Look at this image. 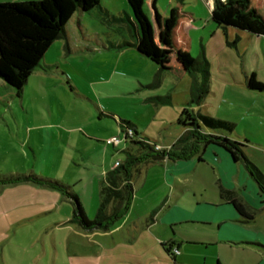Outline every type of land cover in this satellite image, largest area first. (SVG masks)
<instances>
[{"label":"rangeland","instance_id":"rangeland-1","mask_svg":"<svg viewBox=\"0 0 264 264\" xmlns=\"http://www.w3.org/2000/svg\"><path fill=\"white\" fill-rule=\"evenodd\" d=\"M19 1L27 0L0 3ZM249 2L264 16V0ZM127 17L138 20L143 47L117 46L133 41ZM247 17L237 4L216 9L214 0H88L66 24L65 36L51 42L19 95L0 79V175L20 176L0 183V264H74L68 245L76 230L71 223L59 225L71 218L72 204L51 181L70 186L93 218L104 173L124 157L119 119L162 145L178 135L177 118L191 85L184 54H202L209 62V93L192 108L236 121L231 137L246 145V157L264 174V92L245 84L252 72L264 84V32ZM236 36L235 46L226 43ZM165 96L170 103L156 99ZM238 166V181L252 197L256 182L244 162ZM218 167L197 164L170 189L163 176L151 182L159 174L150 166L145 185L144 175L135 178L134 209L107 231L129 214L142 222L147 240L138 245L151 258L169 249L160 237L175 241L179 249L170 250L195 264L264 261V209L245 226L241 244L222 241L216 226L171 228L156 221L161 205L176 206L189 218L203 213L205 204L219 203Z\"/></svg>","mask_w":264,"mask_h":264},{"label":"trees","instance_id":"trees-1","mask_svg":"<svg viewBox=\"0 0 264 264\" xmlns=\"http://www.w3.org/2000/svg\"><path fill=\"white\" fill-rule=\"evenodd\" d=\"M87 4L88 0H27L0 3V79L19 95L30 74L40 66L43 54L51 42L65 36V27L72 15L76 11L85 10ZM234 4L243 9L259 32H264V16L250 5L249 0H214L218 10L220 7ZM127 19L133 26H129L130 23L127 25L133 41H124L117 46L143 47L145 40L138 20L129 17ZM238 41L239 37L236 36L232 42L226 43L235 46ZM149 53L157 56L156 51ZM183 56L191 85L187 106L182 108L176 122L182 130L181 134L169 148H159L156 143L138 133L131 122L119 119L123 132L122 142L125 145L121 150L124 157L104 173L99 191V205L93 218L87 217L77 194L68 191L70 186L51 181L53 185L65 191L72 204L69 223L83 230H109L129 210L133 197L132 179L143 166L164 159L196 158L202 161L205 155H213V150L223 153L233 163L244 162L258 190L264 194V174L246 157V145L231 137L236 123L192 108L200 107L209 93L208 60L202 54L197 58H191L187 54ZM245 82L249 90L264 92V84L257 80L254 72L245 75ZM156 99L163 103L171 101L170 96ZM127 129L131 130V134L125 132ZM19 178L20 176L0 175V183ZM222 191L220 190L221 195ZM230 203L246 219L249 218L239 201L231 199ZM168 246L170 250L173 244Z\"/></svg>","mask_w":264,"mask_h":264},{"label":"crops","instance_id":"crops-1","mask_svg":"<svg viewBox=\"0 0 264 264\" xmlns=\"http://www.w3.org/2000/svg\"><path fill=\"white\" fill-rule=\"evenodd\" d=\"M199 110L202 111L201 108H199ZM207 114L212 115L210 113ZM215 117L228 119L236 123V121L229 116ZM181 132L182 130L180 129L179 133H177L178 135L167 145H162L155 140L152 142L156 143L159 148H165L166 146H170ZM212 153L213 155L210 153L205 155L202 161H198L196 158L188 160L164 159L155 163H149L143 166L140 172L133 177L132 189L134 190L135 178L141 175H144L143 180L145 185L150 166L154 167L157 170L155 173L160 176L153 175L151 182L163 176L171 189L175 184L180 185L181 177L190 174L197 164L207 165L208 161L215 162L219 165L218 170L220 177L218 178V190L221 199L220 202L205 204L207 208H205L203 213L200 215H192L189 218L187 213L182 212L176 206H171L169 204L165 206L161 205L158 209L159 213L156 215V221L162 222L163 225H168L171 228L178 226H194L197 224L202 226H216L217 230H221L224 234L222 241L233 244L245 243L244 238H247L245 226L254 223L257 212L264 209V199L259 200L260 196L263 197L264 194L260 193L257 184H254V194L252 197L245 194L244 190L246 186L239 183V175H236V172L237 174L241 172L240 169V171L237 169L240 162L231 163L226 155L216 150H213ZM121 160H117L110 168L114 167ZM235 177L238 178L237 181L234 180ZM220 190H223V195L220 194ZM231 199H236L244 206L246 212L249 214V218L246 219L243 215L240 216L234 211L231 207ZM134 207L135 206H132L131 202L130 209H134ZM162 211L166 214L160 216ZM130 221L131 217L127 214L122 222L123 225L122 223L118 224L115 228L106 232H101V230L99 231L98 229L83 230L72 224L76 232L73 233L75 237L68 245V257L70 261L74 262V264H195L191 263L190 257H185V254L181 252L179 254L173 253L172 249L168 250L166 248L168 245L173 244L172 248L178 250L179 247L175 241H171V239H162L160 237L158 238L159 244L166 248V253H161L158 249H154L158 251H154L156 257L151 258L149 251L142 252V248L138 245L147 240V238L144 237L143 230L139 228L142 222L137 223L136 221ZM66 223H69V220L64 223H59V225ZM126 226L128 227V234H126L125 231ZM109 236H111L112 240L108 238ZM255 264H264V261L258 260Z\"/></svg>","mask_w":264,"mask_h":264},{"label":"built area","instance_id":"built-area-1","mask_svg":"<svg viewBox=\"0 0 264 264\" xmlns=\"http://www.w3.org/2000/svg\"><path fill=\"white\" fill-rule=\"evenodd\" d=\"M125 132H127L128 134H131V130H129V129H127ZM113 139V140H112ZM111 140H112V142L114 143V144H117L118 143V139L117 138H112ZM158 148V147H157ZM177 251V250H176Z\"/></svg>","mask_w":264,"mask_h":264}]
</instances>
